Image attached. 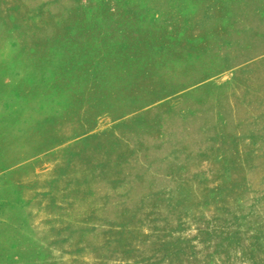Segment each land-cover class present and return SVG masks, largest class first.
Returning a JSON list of instances; mask_svg holds the SVG:
<instances>
[{"label": "rangeland", "instance_id": "374dc122", "mask_svg": "<svg viewBox=\"0 0 264 264\" xmlns=\"http://www.w3.org/2000/svg\"><path fill=\"white\" fill-rule=\"evenodd\" d=\"M0 264H264V0H0Z\"/></svg>", "mask_w": 264, "mask_h": 264}]
</instances>
